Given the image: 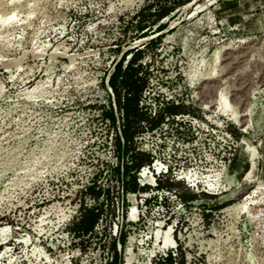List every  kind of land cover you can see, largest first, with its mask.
Returning <instances> with one entry per match:
<instances>
[{
    "label": "rangeland",
    "instance_id": "rangeland-1",
    "mask_svg": "<svg viewBox=\"0 0 264 264\" xmlns=\"http://www.w3.org/2000/svg\"><path fill=\"white\" fill-rule=\"evenodd\" d=\"M9 16L0 264H264V0H0Z\"/></svg>",
    "mask_w": 264,
    "mask_h": 264
},
{
    "label": "trees",
    "instance_id": "trees-1",
    "mask_svg": "<svg viewBox=\"0 0 264 264\" xmlns=\"http://www.w3.org/2000/svg\"><path fill=\"white\" fill-rule=\"evenodd\" d=\"M137 53H139V51H137ZM122 60H123V57L119 60V62L115 66V68L113 70V73H111L109 75V77H108V83H109V85H110V87H111V89L113 90L114 93L117 92L116 79H117V77H119V74H121V63L123 62ZM132 88L134 90L137 89L136 86L135 87L132 86ZM129 101H130V99L127 98L126 99V104L121 105L120 102H119V100H117L118 109L121 110V111H123V112H125V119L127 121L129 120V116H130L129 114H130V109H131V107H129ZM177 106L178 105H175L172 108V112H176ZM110 119L114 123V116H113L112 109L110 111ZM157 124H158V122L154 123L151 128H155L157 126ZM121 136H122V139L125 142L124 146H126L127 144H129L130 141L132 140V136L130 135L128 129H126V128H123V130L121 131ZM117 144H118V148H120V145L121 144H120L119 138H117ZM131 168L132 167H130L129 165L126 164L125 167H124V169H125L124 173L126 175V178L131 180V185H133V188H136L137 185H136L135 177H134V175H131V172H130V169ZM96 219H97V215H95V214L92 215V216H90L87 219H84L81 222V228H82V230H84L85 232H91L93 230V228H94L95 222H97ZM168 258H169L168 260H170L171 256L168 255Z\"/></svg>",
    "mask_w": 264,
    "mask_h": 264
},
{
    "label": "bare ground",
    "instance_id": "bare-ground-1",
    "mask_svg": "<svg viewBox=\"0 0 264 264\" xmlns=\"http://www.w3.org/2000/svg\"><path fill=\"white\" fill-rule=\"evenodd\" d=\"M20 1L21 0H10V4H14V6H16V5H19ZM11 19H12V16H9L5 20L0 21V28L6 27L10 23ZM219 106H220V109L223 111L224 110L223 106L221 104ZM187 173H185V174H187ZM255 192H256V190L253 193H255ZM247 204H248V202L244 201L243 203H239V204H236V205L228 206V207L224 208L221 212L222 213H239V212H243L246 209Z\"/></svg>",
    "mask_w": 264,
    "mask_h": 264
}]
</instances>
